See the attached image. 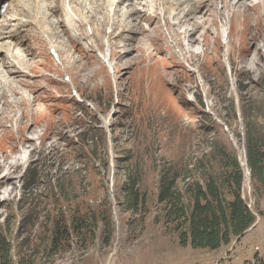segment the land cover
Masks as SVG:
<instances>
[{
    "label": "rangeland",
    "instance_id": "374dc122",
    "mask_svg": "<svg viewBox=\"0 0 264 264\" xmlns=\"http://www.w3.org/2000/svg\"><path fill=\"white\" fill-rule=\"evenodd\" d=\"M233 1L222 3L233 25L228 57L216 0H194L200 11L195 14L192 6L191 16L199 27L189 44L192 27L170 16L178 44L163 32L167 21L151 5L145 13L146 5L116 12L103 3L100 20L89 21L101 49L86 50L63 32L54 37L63 65L53 61L33 25L7 28L32 44L26 48L21 42V51L0 70V234L11 245L12 264H264V189L256 190L253 183L248 124L241 112L242 99L250 124L254 120L264 135V0ZM188 3L193 2L172 12L183 15ZM131 13L140 16V36H116L112 30L105 47L103 25L119 20L117 25L133 27ZM222 150L241 166V193L256 214L255 226L216 250L182 245L157 202L160 169L165 163L182 172L188 168L202 179L204 165L205 172L219 175L226 170ZM126 158L141 174L144 211L125 212L118 204ZM187 182L181 178L178 188L184 191ZM105 208L109 241L101 236L100 224L87 248L78 240L66 250L50 251L53 221L69 222L75 211L90 215ZM27 215L34 227L19 228Z\"/></svg>",
    "mask_w": 264,
    "mask_h": 264
},
{
    "label": "trees",
    "instance_id": "16d2710c",
    "mask_svg": "<svg viewBox=\"0 0 264 264\" xmlns=\"http://www.w3.org/2000/svg\"><path fill=\"white\" fill-rule=\"evenodd\" d=\"M238 89L241 94L242 87L238 86ZM230 110L234 114L233 117H236L235 104H231ZM241 112L248 124L247 156L253 183L256 190H261L264 189V135L254 128L256 123L254 120L253 127L250 124L242 99ZM221 154L223 156L221 163L226 170L219 175L205 172L204 165L202 179H196L192 170L188 168L182 172L165 163L160 169L157 202L163 205L162 215L165 223L172 225L178 232L182 245L216 250L222 245H230L233 237H241L255 226L256 214L252 212L241 193L244 180L241 166L236 157L224 150ZM122 161L127 164L124 168L125 181L121 186L122 200L118 204L125 212L144 211L147 192L141 189V174L130 164L129 158ZM29 169L27 167L25 170V176ZM34 172L36 173L35 169ZM181 178L189 181L184 191L178 188ZM26 190L27 186L24 188V191ZM106 209L90 215L78 214L75 211L69 222L63 218L53 221L50 251L57 253L60 249L66 250L71 244H78V240L87 248L95 241L100 224L104 226L101 236L105 241H109L112 232ZM24 221L20 223L19 228L32 229L35 225L31 215H27ZM10 246L0 234V264H12ZM18 264L23 262L20 261Z\"/></svg>",
    "mask_w": 264,
    "mask_h": 264
},
{
    "label": "bare ground",
    "instance_id": "6f19581e",
    "mask_svg": "<svg viewBox=\"0 0 264 264\" xmlns=\"http://www.w3.org/2000/svg\"><path fill=\"white\" fill-rule=\"evenodd\" d=\"M189 1L193 3L192 4L188 3L183 8V15H180L177 11L174 13L172 12L173 10H176V8H178V6L181 3L189 2ZM216 1L218 2L217 12H216V22L220 30L219 33L221 34L222 37L221 43L224 48V56L228 57L229 37L232 33L233 25L229 17L230 15L228 16V13L223 10L224 5L222 3L223 1L226 3L227 0H216ZM236 1L237 0H235V2ZM8 2L9 5L6 11L2 14V18H1L2 24L4 25L3 29L5 30L2 29L0 31V70L2 68L7 67L9 57L21 51L22 48L19 47L21 42L22 44H24L26 48L32 47L31 42L27 41V38L25 39V37L21 36V32L7 30V28H10L11 26H15V25L20 27L26 26L28 24L33 25V30L39 35V37L42 40H44V42L48 46V52L51 54V56L52 54L54 55L52 56L53 61H56L58 63L60 61L62 65L63 62L61 61L58 55L59 54L58 51L60 48L54 41V37L56 36L59 37V35L63 32L66 35V37H68V39L74 38L75 41H77L78 44H81L86 50L89 49V51L91 52L93 51L96 52L100 50L101 45H99V42L95 36V31L91 30L89 21L98 22L100 20L98 16L100 13V9L103 6V3L109 4V6L113 7L114 11L116 12L118 11V9L123 7H130L132 8L130 11H133L135 7H137L138 9H142L143 5H146V9L142 11L143 13H145L148 10V6L151 5L155 9L158 18L163 17L164 22L165 20L167 21V29L163 30V32L167 31V33H169L168 35L169 39H173V40L175 39L178 42V44H179L178 38L172 35V32H176L175 31L176 25L175 23L169 22L170 16L172 17L171 18L172 20L178 19V22H180L181 24L188 23L192 27V29L189 31L188 34V44L192 42L191 38L196 35L199 27L197 23L198 20H196V16H191L192 15L191 13L193 12L192 6L195 8L194 9L195 14H197L200 11L199 7L194 4V0H10ZM54 2L58 3L57 8H55L56 5L55 6L52 5ZM235 2L233 1V4ZM0 3L3 6L5 5L6 2L5 0H0ZM30 4H32L34 7L32 11H29ZM173 5L174 7H172ZM23 11H25L28 14V17L25 14H23ZM92 12L95 13L96 17H93ZM131 15L135 21L133 27L127 28L122 25H117V22H119V20H114L110 24V26L109 24L103 25L102 29L105 35L104 38L105 47L107 48L110 47L109 32H112V30L113 31L116 30L115 31V33L117 34L116 36H119L126 32H133L134 35L140 36V33L136 32L137 29L139 28V22H140V20H138L136 17H140V16L136 15L135 13H131ZM50 18H53L54 20H50ZM146 18L149 19L150 16L147 15ZM150 19L153 22L154 18H150ZM158 21L159 20H157V22ZM148 24L150 27L152 26V23L148 22ZM105 26H109L110 30L105 31L104 29ZM63 27L65 28L64 31L62 30ZM78 30H80V32H78ZM185 35L187 36V33ZM225 40H227V43L223 42ZM84 44L86 46H84ZM171 44H173L174 47H176L174 41H171ZM72 48L74 49V51L76 50L75 46H72ZM181 52H184L182 51V48H181ZM103 54H106V57L110 58V53L107 54L106 49L103 52ZM179 57L182 56L179 55ZM1 76L2 74L0 72V77ZM107 123L108 122L106 121L104 125L105 129L108 128ZM19 137L25 140L26 142L28 141L26 135L24 133H21V131Z\"/></svg>",
    "mask_w": 264,
    "mask_h": 264
}]
</instances>
